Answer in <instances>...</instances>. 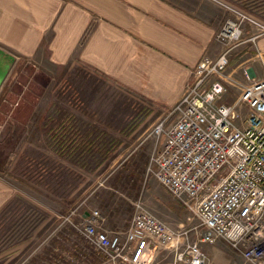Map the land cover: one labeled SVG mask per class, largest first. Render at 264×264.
<instances>
[{
	"label": "crops",
	"instance_id": "1",
	"mask_svg": "<svg viewBox=\"0 0 264 264\" xmlns=\"http://www.w3.org/2000/svg\"><path fill=\"white\" fill-rule=\"evenodd\" d=\"M225 19L211 0H0V50L14 57L10 69L21 59L42 74L35 124H57L53 150L69 157L76 152L69 124H156L169 114L196 82L197 64L222 53L215 36ZM253 31L245 27L224 72L199 89L219 81L233 105L242 88L264 78V35L248 41ZM157 149L151 144L148 158Z\"/></svg>",
	"mask_w": 264,
	"mask_h": 264
},
{
	"label": "rangeland",
	"instance_id": "2",
	"mask_svg": "<svg viewBox=\"0 0 264 264\" xmlns=\"http://www.w3.org/2000/svg\"><path fill=\"white\" fill-rule=\"evenodd\" d=\"M225 1L264 19V14L245 9L239 0ZM44 81L20 59L0 87V182L2 198L11 206L8 217L0 219V264H110L108 255L81 233L83 213L97 210L104 226L122 234L138 200L174 230L187 231L190 242L201 236L200 219L191 205L174 198L153 175L148 156L151 144L154 149L158 145L156 139H146L153 122L69 124L78 146L75 154L63 157L53 150H58L54 142L59 139H52L57 124H35ZM5 87L12 93L6 94ZM226 96L225 92L218 102L225 104ZM31 116L34 119L27 124ZM85 142H93L92 151ZM20 217H30L34 224L22 226L17 223ZM205 246L211 247L218 264L243 262L240 250L224 240ZM162 252L153 264H172L174 253Z\"/></svg>",
	"mask_w": 264,
	"mask_h": 264
},
{
	"label": "built area",
	"instance_id": "3",
	"mask_svg": "<svg viewBox=\"0 0 264 264\" xmlns=\"http://www.w3.org/2000/svg\"><path fill=\"white\" fill-rule=\"evenodd\" d=\"M211 1L226 13L215 36L224 49L197 64L194 85L149 133L158 145L151 157L155 179L191 205L203 233L190 242L187 231L174 230L138 200L127 230L109 234L94 210L82 218L80 231L110 264H153L167 248L172 264H215L203 246L219 240L240 250V264H264V78L246 85L233 105L218 102L226 92L219 81L199 89L224 72L245 27L254 28L248 39L254 42L264 35V23L225 0Z\"/></svg>",
	"mask_w": 264,
	"mask_h": 264
},
{
	"label": "trees",
	"instance_id": "4",
	"mask_svg": "<svg viewBox=\"0 0 264 264\" xmlns=\"http://www.w3.org/2000/svg\"><path fill=\"white\" fill-rule=\"evenodd\" d=\"M239 2H242L241 4L243 5V7L245 8V9H248V8H250V10L251 11H253V12H259V13H262V14H264V0H239ZM52 139H54L53 138V136H52ZM57 143H59L58 142V140L57 141H55L54 142V144L56 145V147H58L59 145L57 144ZM95 144H98L97 142H94ZM86 144H91V151L93 150V148H94V144H93V142H91V143H87L86 142ZM52 146H53V144H52ZM75 146V149L77 148V146H78V144H77V142H76V144L74 145ZM96 147V146H95ZM85 148V147H84ZM97 149V150H96ZM95 150L97 151V152H99V151H101L100 149H98V148H95ZM76 151H77V149H76ZM86 151V150H85ZM88 151H90L89 149H88ZM8 209H11V206H10V203H7L5 206H4V208L3 209H1V211H0V219H6L8 216H7V214H8ZM15 218H16V216H15ZM20 219V221L19 222H17V223H22V226H26L27 224H28V222H30V224H31V222H32V218H30V217H28V218H22V217H20V218H18V220ZM32 224H34V222H32ZM31 224V225H32Z\"/></svg>",
	"mask_w": 264,
	"mask_h": 264
},
{
	"label": "water",
	"instance_id": "5",
	"mask_svg": "<svg viewBox=\"0 0 264 264\" xmlns=\"http://www.w3.org/2000/svg\"><path fill=\"white\" fill-rule=\"evenodd\" d=\"M6 61V63H4ZM14 61V57L8 54H5L0 50V87L4 82L6 76L8 75L11 64Z\"/></svg>",
	"mask_w": 264,
	"mask_h": 264
},
{
	"label": "flooded vegetation",
	"instance_id": "6",
	"mask_svg": "<svg viewBox=\"0 0 264 264\" xmlns=\"http://www.w3.org/2000/svg\"><path fill=\"white\" fill-rule=\"evenodd\" d=\"M4 63H6V61Z\"/></svg>",
	"mask_w": 264,
	"mask_h": 264
},
{
	"label": "bare ground",
	"instance_id": "7",
	"mask_svg": "<svg viewBox=\"0 0 264 264\" xmlns=\"http://www.w3.org/2000/svg\"><path fill=\"white\" fill-rule=\"evenodd\" d=\"M107 257V256H106Z\"/></svg>",
	"mask_w": 264,
	"mask_h": 264
}]
</instances>
